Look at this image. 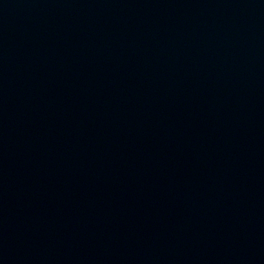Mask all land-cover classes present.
<instances>
[{"label": "water", "instance_id": "95a60500", "mask_svg": "<svg viewBox=\"0 0 264 264\" xmlns=\"http://www.w3.org/2000/svg\"><path fill=\"white\" fill-rule=\"evenodd\" d=\"M0 264H264V0H0Z\"/></svg>", "mask_w": 264, "mask_h": 264}]
</instances>
